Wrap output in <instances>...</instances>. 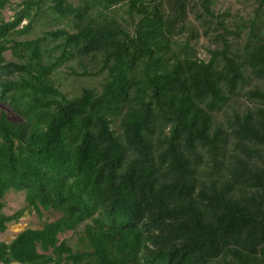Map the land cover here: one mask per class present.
Returning <instances> with one entry per match:
<instances>
[{
  "label": "trees",
  "instance_id": "obj_1",
  "mask_svg": "<svg viewBox=\"0 0 264 264\" xmlns=\"http://www.w3.org/2000/svg\"><path fill=\"white\" fill-rule=\"evenodd\" d=\"M218 1L21 0L1 20L0 102L21 121L0 112V234L61 217L0 240V264H264V0L232 24ZM46 11L70 28L21 40ZM73 61L103 78L69 99L53 75ZM10 192L27 208L7 216Z\"/></svg>",
  "mask_w": 264,
  "mask_h": 264
},
{
  "label": "rangeland",
  "instance_id": "obj_2",
  "mask_svg": "<svg viewBox=\"0 0 264 264\" xmlns=\"http://www.w3.org/2000/svg\"><path fill=\"white\" fill-rule=\"evenodd\" d=\"M21 0H11L10 4L6 6L4 10L0 12V22L4 20L5 22L11 21L12 17L15 13L14 8L20 3ZM75 5H78L76 1H73ZM50 5V3L43 6V10ZM254 0H219L218 5L216 7L217 13L228 12L230 14V18L227 20L228 24L234 23L236 20V16L247 18L252 16L253 10L255 7ZM48 12V11H46ZM47 18L45 20L39 19L32 30V33L27 37H21L20 39H33L38 36H42L44 32L57 30L60 28L69 29L68 21L65 20H53L54 16L48 12ZM190 25H195L199 32L202 34L205 30L204 28L198 27V23L194 20V16L189 17ZM28 24L27 21H24L18 29L26 26ZM213 33H209V36L206 38H201L198 44V51L200 53V57L203 59L207 58V49H213L215 45L213 44L212 37ZM55 44L51 43L50 47H53ZM6 58L8 60L13 59L11 53L6 54ZM88 69L90 72L93 70L91 66L88 65ZM73 71L76 73H82L83 70L79 66V64L75 61L67 63L66 65L59 68L53 75V79L56 82V85L60 88L62 93L66 95L67 98L71 99L80 94L82 88H90V87H99V83L101 82L103 76L97 77H78L73 74ZM94 72V71H93ZM248 102L247 98L242 95L235 97L229 102V105L224 109V112L217 114L215 116L217 123H224L225 116L224 113L231 114L234 110H243L246 108ZM4 111L9 120L18 122L21 121L12 111L11 108L5 104L0 102V112ZM27 203L25 201L24 193H16L10 192L4 199V209L3 213L7 216L13 215L16 212L26 209ZM61 215L57 212L53 211H42L41 216L30 209H27L23 218L19 220L17 223H11L8 225V229L4 234H0V240L6 243H10L13 241L19 233L26 229H40L44 224L49 222H54L58 220ZM61 240L69 239L71 240V245L74 246L76 244V237L72 235V233H66L60 236Z\"/></svg>",
  "mask_w": 264,
  "mask_h": 264
}]
</instances>
